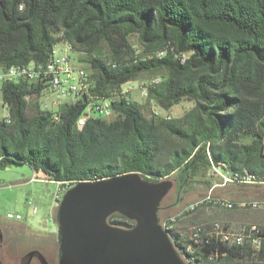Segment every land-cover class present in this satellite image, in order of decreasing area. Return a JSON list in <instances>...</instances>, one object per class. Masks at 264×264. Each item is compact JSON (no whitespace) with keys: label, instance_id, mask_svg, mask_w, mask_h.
<instances>
[{"label":"trees","instance_id":"1","mask_svg":"<svg viewBox=\"0 0 264 264\" xmlns=\"http://www.w3.org/2000/svg\"><path fill=\"white\" fill-rule=\"evenodd\" d=\"M61 42L89 64L95 92L109 95L148 74L160 77L148 88L150 104L193 106L180 117L148 116L142 103L119 94L111 117L80 128L83 99L64 102L55 120L37 99L45 83L4 80L12 121L0 116V168L28 163L60 183L59 196L79 181L132 171L174 177L176 201L195 183L211 188L213 166L264 181V0H0V70L45 64ZM162 207L160 219L169 216ZM109 221L134 224L119 213ZM259 227L243 244L196 243L177 226L170 234L191 264H264Z\"/></svg>","mask_w":264,"mask_h":264},{"label":"water","instance_id":"2","mask_svg":"<svg viewBox=\"0 0 264 264\" xmlns=\"http://www.w3.org/2000/svg\"><path fill=\"white\" fill-rule=\"evenodd\" d=\"M174 186L171 177L150 180L132 171L68 187L57 208L58 264H187L159 222L161 203ZM114 213L133 226L110 223Z\"/></svg>","mask_w":264,"mask_h":264},{"label":"rangeland","instance_id":"3","mask_svg":"<svg viewBox=\"0 0 264 264\" xmlns=\"http://www.w3.org/2000/svg\"><path fill=\"white\" fill-rule=\"evenodd\" d=\"M66 45V43H64ZM67 46V45H66ZM55 47V53L58 54ZM61 51V49H59ZM76 60L87 68L91 73L93 70L87 62L80 61L75 52L71 53ZM153 77V78H152ZM154 76L143 74L139 79L132 80L127 86L134 89L129 92L132 100L144 105V110L148 116L152 113V102L148 97L142 95L140 85L142 83H153ZM160 80V79H159ZM1 86V82H0ZM58 98L60 101H75L76 95L66 93L59 95L46 89L45 93L37 97L42 103L53 104ZM193 106L191 100H182L179 104L172 107L169 111L160 109L163 115L170 114L172 117H180L184 112ZM6 109L3 106L2 92L0 89V116L3 117ZM108 113H114L108 110ZM35 171L28 163L12 164L6 168H0V225L5 230L6 239L3 245L2 262L3 264L16 263L17 259L31 246H39L49 264L59 263V243L57 241V208L61 201L60 183L53 180H46L44 174L37 172L36 175L43 179L35 180ZM175 186L164 198L162 202L161 216L179 215L175 227L180 231H188L195 223H205L209 225L212 221H221L226 227L236 229L244 224L250 226L264 225V207H236L226 209L219 206L209 205L198 207L197 211L188 216L182 210L188 203L211 192L217 196H224L234 201L241 200H264V184L262 186H241L238 183H228L221 185V178L217 175L211 176L215 187L208 188L204 183H195L191 191L183 195V199L175 200L177 184L172 177ZM222 193V194H221ZM59 199V201H58ZM178 202L175 203L174 202ZM190 205V204H189ZM36 208V210H34ZM182 210V212H181ZM18 212L22 215L21 219H11L8 212ZM259 224V225H258ZM31 264H39L34 260Z\"/></svg>","mask_w":264,"mask_h":264},{"label":"built area","instance_id":"4","mask_svg":"<svg viewBox=\"0 0 264 264\" xmlns=\"http://www.w3.org/2000/svg\"><path fill=\"white\" fill-rule=\"evenodd\" d=\"M58 55L55 57V64L45 65V66H34L33 63L26 65H14L7 69L0 70V82L4 80H14V79H27L32 83L38 84L40 82L45 83L46 88L43 89L41 95L45 93L46 89H50L53 93L63 95L66 93H73L76 95V100L83 99L86 105L82 112L77 117L76 125L82 127L86 124L87 120L91 117H111L114 113H108V104H112V101L119 94H124L129 96V92L134 89L133 86H127V82L123 84L122 88L114 89L109 95H104L93 91L95 87V79L91 76V71L80 64L76 58L71 54L73 51L66 48L64 42L57 44ZM61 49V51H59ZM165 55V51L159 57ZM116 62L107 61V64L112 66ZM159 78H154L153 83H142L140 85L142 90V95L146 98L148 87L158 82ZM67 101H60L56 98L52 105L48 103H41L42 107L46 110L52 111L53 118L59 120L60 106ZM152 112L158 116L163 115L160 113V107L152 102ZM6 109L5 115L2 117L7 123L12 121V116L9 111L8 105L3 104ZM170 118V114L165 115ZM37 171L33 175V179H43L36 175ZM212 174L217 175L221 178V185H226L228 183H238V184H252V183H262L264 181H251V174L246 170H241V173H231V171H226L218 166H213ZM46 180H49L45 177ZM217 185V184H216ZM215 184L212 187L216 186ZM62 188L60 189V194ZM63 194V193H62ZM199 199H207L208 206L209 200H217L223 202H229L233 204L234 202H248L250 205H254L255 208L264 207V200H241L234 201L228 199L224 196H217L211 192L203 195L202 197L188 203H198ZM36 210V208H34ZM186 210V206L182 209ZM181 210V212H182ZM163 217L160 219V224L163 227L164 220L172 217ZM8 217L11 219H21L22 215L18 212H8ZM259 226H250V224H244L236 229H231L226 227L221 221H212L209 225L205 223H195L190 228V238L196 242L200 243L204 240L208 241L210 239H218L224 242L243 244L246 238L254 231H259ZM262 237H264V227H262ZM258 245V241H256ZM181 258L187 264H191L188 257H183L181 254V249L177 250Z\"/></svg>","mask_w":264,"mask_h":264},{"label":"bare ground","instance_id":"5","mask_svg":"<svg viewBox=\"0 0 264 264\" xmlns=\"http://www.w3.org/2000/svg\"><path fill=\"white\" fill-rule=\"evenodd\" d=\"M66 45H67L66 48L72 50V46H71L69 43H66ZM161 54H163V51H162V50L157 52V56H158V57H159ZM57 55H58V54L54 53V54L49 58V60H48L45 64H35V63H33V65H34V66H45V65L55 64V57H56ZM20 65H26V64H20ZM114 65L117 66L116 63H115ZM91 75H92V73H91ZM148 88H149V87H148ZM146 97H148V90H147V95H146ZM109 108H110V104H108V110H109ZM6 122H7V121H6ZM231 173H241V171H238V170H237V171H231ZM258 179H259V178L256 177V175L251 174V181H259ZM204 203H207V204H208L207 199H199V202H198V203H192V204L188 205V206L186 207V210L183 211V213L186 212V211H190V210H192V209H195V208H197V207H200V206H201L202 204H204ZM209 204H210V205H213V206L223 207V208H226V209H233V208H236V207H252V208H255L254 205H250V204H248V202H234L233 204H231V203H229V202H223V201H217V200H209ZM178 217H179V215H173L172 217H170V218L164 220L163 228H164L166 231H168V233H169V235H170V238H171V240H172V242H173V244H174L176 250L181 249V254H182V256H183V257H187V256L185 255V251L183 250V248H180L181 246L178 247V246L175 245V242H174L175 240H174V238H173V237L171 236V234H170V232H172L173 230H176L175 225H176V222H177V220H178ZM186 250L191 251L192 249L189 248V247H187Z\"/></svg>","mask_w":264,"mask_h":264},{"label":"flooded vegetation","instance_id":"6","mask_svg":"<svg viewBox=\"0 0 264 264\" xmlns=\"http://www.w3.org/2000/svg\"><path fill=\"white\" fill-rule=\"evenodd\" d=\"M6 233H5V230L3 229V227L0 225V260L2 261V255L3 254V245H4V241L6 239ZM58 241V240H57ZM59 243V242H58ZM35 250L36 253L33 255V257L31 259H29V256L28 254ZM39 252H41L43 255V251L42 249L39 247V246H36V245H33L31 247H29L21 256H20V259H17L16 263H10V264H31L34 260L38 261L39 264H41V261H40V257H39ZM59 254V253H58ZM45 256V255H44ZM3 263V262H2Z\"/></svg>","mask_w":264,"mask_h":264}]
</instances>
